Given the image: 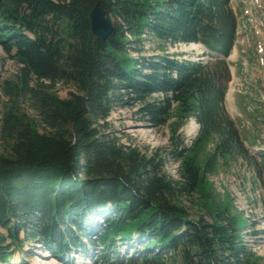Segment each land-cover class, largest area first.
<instances>
[{"label": "trees", "instance_id": "16d2710c", "mask_svg": "<svg viewBox=\"0 0 264 264\" xmlns=\"http://www.w3.org/2000/svg\"><path fill=\"white\" fill-rule=\"evenodd\" d=\"M96 1L0 0V45L20 64L3 89L0 264L27 241L67 264H81L76 256L91 259L82 264H262L242 238L251 221L229 197L200 198L209 175L252 155L225 104L237 31L231 0H99L113 23L106 39L90 31ZM147 38L161 50L201 42L218 55L145 56ZM58 82L75 90L62 98ZM174 103L166 155L108 131L115 106H138L159 127ZM190 117L199 129L189 146L177 131ZM192 204L203 210L191 214Z\"/></svg>", "mask_w": 264, "mask_h": 264}, {"label": "rangeland", "instance_id": "374dc122", "mask_svg": "<svg viewBox=\"0 0 264 264\" xmlns=\"http://www.w3.org/2000/svg\"><path fill=\"white\" fill-rule=\"evenodd\" d=\"M230 5L237 17V31L234 46L227 56L231 64L229 68L231 79L227 82L226 109L240 126L241 134L248 136L246 132H250L249 141L253 143V146L262 147L264 146V0H231ZM189 44L167 43L166 48L161 50L156 40L147 38L144 40L142 54L149 56L162 54L164 51L179 59H201L200 57L205 54L201 52L204 47L199 45L192 47ZM129 53L137 56L136 52ZM19 67L20 64L4 52L0 45V123L2 107L8 99L3 92L4 80L11 79ZM55 89L62 98L67 97L69 91L75 90L73 85L63 82H58ZM22 107H26L32 115L35 114L28 103H23ZM137 107L115 106L108 117L110 123L108 131H113L122 143L137 145L142 150L148 148L150 151L160 147L166 155L167 145L170 144V130L177 120L176 103L173 104V117L159 127L142 119L136 112ZM192 120L195 121V118L186 119L178 128L177 132L184 137L185 141L195 135L193 133L195 131L191 132L188 128ZM245 140L249 144L248 139ZM3 151L4 148L0 143V152ZM262 151L250 148L252 155L248 159L249 163L240 158L228 169L221 168L217 173L209 175L210 183L204 186L205 195L200 198L207 205H213L216 202L220 203L221 198L226 200L229 197L234 205L233 209L245 215L249 222L251 221V225L248 224L249 228L242 229V238L246 240L248 247L260 256V263L264 264V157L261 154ZM165 169L169 173H174L176 167L174 163L168 162ZM202 210L192 204L191 214L196 215ZM205 214L208 219L211 218L209 214ZM253 229L258 232L253 233ZM24 250L23 253L17 250L9 264H40L39 258L47 260L44 264H67L55 258L47 248L42 246L41 242L27 241ZM121 250L126 252L125 249ZM76 259V262H80L78 256Z\"/></svg>", "mask_w": 264, "mask_h": 264}, {"label": "water", "instance_id": "95a60500", "mask_svg": "<svg viewBox=\"0 0 264 264\" xmlns=\"http://www.w3.org/2000/svg\"><path fill=\"white\" fill-rule=\"evenodd\" d=\"M89 25L92 36L95 38L106 39L113 31L112 19L103 10L100 1H96L89 12ZM199 127V124H198Z\"/></svg>", "mask_w": 264, "mask_h": 264}, {"label": "built area", "instance_id": "2783aa9c", "mask_svg": "<svg viewBox=\"0 0 264 264\" xmlns=\"http://www.w3.org/2000/svg\"><path fill=\"white\" fill-rule=\"evenodd\" d=\"M136 53H137V52H136ZM137 55H138V53H137ZM191 142H192V137L186 140V143H187L189 146H190ZM168 162L174 163L176 169H175V172H174V173H169L167 170H166V171L168 172V174H169L170 176H173L174 178H178V164H179V163L176 162V161H173V160L166 161V163H168ZM166 166H167V164L165 165V167H166Z\"/></svg>", "mask_w": 264, "mask_h": 264}, {"label": "bare ground", "instance_id": "6f19581e", "mask_svg": "<svg viewBox=\"0 0 264 264\" xmlns=\"http://www.w3.org/2000/svg\"><path fill=\"white\" fill-rule=\"evenodd\" d=\"M189 45H191L193 47L196 44L192 42ZM197 127H198V125H197V123H195V121L192 120V121L189 122L188 128L191 130V132L192 131H196L197 130L196 129ZM39 259H40V262H39L40 264H44L45 262H47L46 259H43V258H39Z\"/></svg>", "mask_w": 264, "mask_h": 264}, {"label": "crops", "instance_id": "0c3cea01", "mask_svg": "<svg viewBox=\"0 0 264 264\" xmlns=\"http://www.w3.org/2000/svg\"><path fill=\"white\" fill-rule=\"evenodd\" d=\"M240 105L242 106V104H240ZM241 106H240V107H241ZM246 133L248 134V136H245V134L242 133V134H243V137H244V138L246 137L245 139H248V142H249L248 145H250V146L252 145V146H253V143L249 141V140L251 139V134H250V132H246ZM247 137H248V138H247ZM245 141H247V140H245Z\"/></svg>", "mask_w": 264, "mask_h": 264}]
</instances>
